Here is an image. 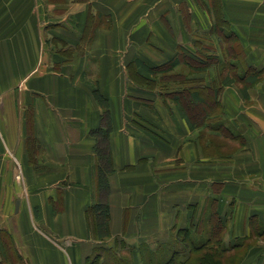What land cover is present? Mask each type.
Returning <instances> with one entry per match:
<instances>
[{"label": "crops", "instance_id": "1", "mask_svg": "<svg viewBox=\"0 0 264 264\" xmlns=\"http://www.w3.org/2000/svg\"><path fill=\"white\" fill-rule=\"evenodd\" d=\"M219 19L240 52L227 45L222 67ZM195 31L211 35L215 64ZM180 57L198 83L162 79ZM95 80L111 122L108 244L86 216L103 113ZM186 95L220 107L217 120L206 107L193 121ZM204 125L225 142L201 144ZM175 230L224 250L264 234V0H0V236L11 252L0 262L84 264L122 240L140 264ZM247 258L264 264V244Z\"/></svg>", "mask_w": 264, "mask_h": 264}, {"label": "rangeland", "instance_id": "2", "mask_svg": "<svg viewBox=\"0 0 264 264\" xmlns=\"http://www.w3.org/2000/svg\"><path fill=\"white\" fill-rule=\"evenodd\" d=\"M224 25L225 24L219 19V27H222V28H220L219 30H217V32H215V36L218 37V39H219V37H221V40H217V45L221 49H223L222 54L224 55V58H222L224 63H223V65H221V67L226 66L227 60L229 59V57H227L226 53H225L227 50L225 47H227V45L232 44V49L234 50L235 53H237L240 56L239 46H238L236 40H233L232 38L228 39V35H226V33H225L227 31L225 28L223 29ZM194 34H195L194 35L195 38H199V39L203 40V42H201V44L200 43L198 44V47H199L198 50L202 51L203 49L206 48V50H208V51H205L207 53L206 56H208V59H207L208 62L211 64H213V63L215 64L216 63L215 58L214 59L211 58V57H215V55H216L215 54L216 52L212 46L213 44L210 43L211 35H202L198 31H195ZM226 39H228V42H226ZM211 49H213V50L211 51ZM239 56H238V59L240 58ZM179 61L180 62L178 63V67H177L175 73H172L170 76L168 74H166L165 77H163L162 79L165 80L166 82H171V81H173V79L177 80V81H175V83L177 84L178 87H181L182 86L181 84H184L185 82L188 84H193V85L198 83V81H199L198 78L192 77L193 79L188 80L189 78L185 77L186 74H189V73L192 75L195 74L194 72L191 71L190 60L183 58V57H180ZM202 62L207 64L206 61H202ZM220 70H221V68H220ZM211 71H212L211 74L212 75L215 74L216 76L219 74L222 75L224 73V72L219 71V70L217 71L215 69V67ZM206 76H208V77H204V78L207 79V82H211L209 75H206ZM257 76L260 77L261 74H258ZM160 84H161V88H160L161 90L168 89L166 87V85L162 84V81L160 82ZM198 92H199L200 98L202 97L203 100L207 101V99H208V101L209 100L211 101L212 96L209 92L206 93L205 91H202V90L198 91ZM194 99H195V96H193V95H186L184 98H182V101L184 103L183 106L187 112H191L190 115H191L193 121H195L198 124L201 123L199 111H200V108H206V107H207V109L209 108L208 114L210 115V120L211 121L217 120L215 118L219 115V113L221 111L220 107L216 106L215 108L211 109L212 106H210L208 104L204 103L201 105V104L194 103ZM212 123H214V122H211L210 124H212ZM217 131H218L217 127L208 128L204 125L201 128H199V127L197 128L196 132H194V137H196L197 139H200V140H201V138H203L201 144H203L207 141H211L214 144L215 143L218 144L219 142H225V139L221 138L223 136H221ZM224 234L225 233H222V235H221V234H218V232H217V234H216L217 236L212 234V238L213 239H215V238L219 239V238H221V236H224ZM192 236H196V235H192ZM202 236H203V238H204V236L206 238L207 235L202 234ZM186 237H187V234L185 232H182V231L176 232V230L173 231L172 233L168 234V238L161 243L162 245H165V246L161 249V251L158 249L156 251H154L155 252L154 255L157 256V254L162 252V254H164L163 255L164 258H168L169 256H171V254H173L172 251L176 249V250H179L181 256H179L178 260H176L172 264H199L198 257H201V256H202L201 260L203 258L205 259L203 264H243L245 262V260L248 259L247 258V252H248V248L250 245H252V244H255V245L256 244H264V234H261L260 236H253V237L247 239L246 242L239 248L233 247V248H229V249L224 250V249L220 248V246L218 245L219 242H217V244H216V241H218V240L215 239L216 241L206 242L203 244L202 248L194 250L193 252H191V249H190L191 245L187 243V240L189 239V237H188V239ZM192 238L195 241L194 244L197 245V244L201 243L198 241L199 239L194 238V237H192ZM0 239L4 240L1 238V236H0ZM94 240L98 241V239H96V238ZM102 241H104V243L108 244L110 242H113V237L110 235L108 238H105ZM124 245H126V244L124 243ZM5 246H6V248H5L6 252L11 253L10 248H8L7 245H5ZM125 251H127V250H122L121 253L124 255V254H126ZM184 260H186V262ZM0 264H2V263L0 262ZM168 264H171V263H168Z\"/></svg>", "mask_w": 264, "mask_h": 264}, {"label": "trees", "instance_id": "3", "mask_svg": "<svg viewBox=\"0 0 264 264\" xmlns=\"http://www.w3.org/2000/svg\"><path fill=\"white\" fill-rule=\"evenodd\" d=\"M232 47V46H231ZM231 49V48H230ZM233 50V49H231ZM214 58V57H213ZM258 78L257 74L250 75L246 78L247 82H253ZM232 79L229 75L223 78L224 84L231 83ZM93 95L98 103L103 108V113L101 115V124L99 128L93 130L91 133L95 137V153H96V163H95V174H96V187H97V198L96 200L87 208L86 216L89 223V228L94 238L103 240L110 236L109 231V204H108V193L109 185L107 181V174L110 173L113 168L111 164V155L109 148V133L111 130L110 122V112L108 100L101 94L97 80L92 81ZM180 232V231H179ZM183 232V231H182ZM213 235L217 236L216 233ZM188 239V236H187ZM190 244L191 252L200 249L203 245L198 246L194 244L195 242L190 239L187 240ZM124 242L121 240L115 246H97L93 249L92 253L87 256L84 264H134L132 261L131 248H125ZM119 248V249H118ZM122 250L126 254H122ZM0 251L6 256V249L3 240L0 239ZM0 252V253H1ZM141 252V263L140 264H168L174 263L176 258L181 256L179 250H173V254L168 258H164V254L160 252L157 256L150 250H140ZM176 256H175V255ZM204 257V256H203ZM198 257L199 264L204 263V258L201 260ZM201 261V262H200Z\"/></svg>", "mask_w": 264, "mask_h": 264}]
</instances>
